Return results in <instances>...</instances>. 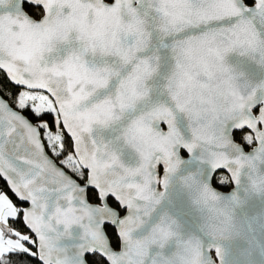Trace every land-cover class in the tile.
<instances>
[{"label":"water","instance_id":"obj_1","mask_svg":"<svg viewBox=\"0 0 264 264\" xmlns=\"http://www.w3.org/2000/svg\"><path fill=\"white\" fill-rule=\"evenodd\" d=\"M61 2L57 27L68 24L70 39L83 27L104 33L109 42L116 33L124 51L142 47L137 36H125L126 26H118L100 0ZM184 7L195 22L223 14L228 5L226 0H188ZM156 23L164 26L163 21ZM229 27L201 24L177 32L169 26L167 36L153 27L147 47L136 51L127 66L125 77L144 58L150 57L155 67L159 55L157 90L163 91L164 100L137 105L129 121L138 122L134 138L130 133L129 143L115 145L119 163L102 178L93 172L94 180L130 206L125 219L89 208L74 185L45 167L60 189L49 193L48 219L41 227L44 256L51 264H82L87 249H105L101 220H115L121 232L122 250H106L111 264H264V125L258 127L251 112L253 105H264V52L241 45L223 50L221 41L231 32L222 29ZM26 28L18 0H0L5 44L13 39L21 43L16 38ZM210 48L219 49V55L210 54ZM241 124L252 129L255 150L231 138V129ZM181 145H191L190 156ZM90 152L82 151L81 163H91ZM157 159L169 169L166 175L164 168L159 174ZM220 166L225 170L217 171ZM218 172L228 176V191L214 186ZM60 196L65 199L57 203Z\"/></svg>","mask_w":264,"mask_h":264},{"label":"snow or ice","instance_id":"obj_2","mask_svg":"<svg viewBox=\"0 0 264 264\" xmlns=\"http://www.w3.org/2000/svg\"><path fill=\"white\" fill-rule=\"evenodd\" d=\"M100 2L118 26H126L125 36H137L142 47L124 51L116 33L109 42L104 33L83 27H77V35L70 39L72 28L68 24L57 27L63 14L61 0H18L27 25L16 38L21 43L13 39L5 44L0 38V264H51L44 256L41 227L48 219L49 193L60 189L45 171L46 166L74 185L89 208L121 221L128 216L130 206L116 191L105 190L94 180L93 172L102 178L119 163L115 145L129 143L130 133L134 138L133 126L138 122L129 121L137 105L164 100L163 91L157 90L159 55L155 67L150 57L144 58L124 76L136 51L147 47L151 28L167 36L169 26L182 32L201 24H228L230 27L222 31L231 35L221 41L223 50L241 45L264 52V0H226L228 7L223 14L201 16L195 22L184 7L188 0ZM158 20L163 21V27ZM209 53L218 56L219 49L210 48ZM251 112L257 126L264 125L259 118L264 116V105H253ZM70 119L76 121L75 126L70 125ZM251 135L247 124L230 132L238 146L255 150L258 141L250 139ZM89 148L91 163H81L82 151ZM180 148L191 155V145ZM73 160L76 164L70 167ZM156 165L163 166L164 161L157 159ZM223 170V166L217 169ZM164 171L166 175L169 169L165 166ZM212 182L218 187L229 186L224 180L213 178ZM60 199L65 197H58L57 203ZM100 233L106 248L87 249L81 256L82 264H111L107 248L122 250L115 220H101Z\"/></svg>","mask_w":264,"mask_h":264},{"label":"trees","instance_id":"obj_3","mask_svg":"<svg viewBox=\"0 0 264 264\" xmlns=\"http://www.w3.org/2000/svg\"><path fill=\"white\" fill-rule=\"evenodd\" d=\"M74 164H76L75 160H74V163L71 165L69 164V166L71 167ZM163 168H164V166H158L159 174L163 171ZM214 179H215V181L224 180L226 183L229 184L228 187H218L217 183L213 182L214 186L218 187L219 189H221L223 191H228L231 188V183H230L229 179L227 178L226 174L221 172V174L219 176L215 177Z\"/></svg>","mask_w":264,"mask_h":264},{"label":"flooded vegetation","instance_id":"obj_4","mask_svg":"<svg viewBox=\"0 0 264 264\" xmlns=\"http://www.w3.org/2000/svg\"><path fill=\"white\" fill-rule=\"evenodd\" d=\"M250 138L253 139V136L251 135ZM245 149H246V148H245ZM246 150H247V149H246ZM222 173H223V172H222ZM220 174H221V172L216 173L215 176H214L213 178L219 176ZM227 178H228V176H227ZM228 179H229V178H228ZM229 181H230V180H229Z\"/></svg>","mask_w":264,"mask_h":264},{"label":"rangeland","instance_id":"obj_5","mask_svg":"<svg viewBox=\"0 0 264 264\" xmlns=\"http://www.w3.org/2000/svg\"><path fill=\"white\" fill-rule=\"evenodd\" d=\"M249 138H250V137H249ZM250 139H251V138H250ZM75 162H76V160H75ZM73 163H74V160L70 162V165L73 164Z\"/></svg>","mask_w":264,"mask_h":264}]
</instances>
